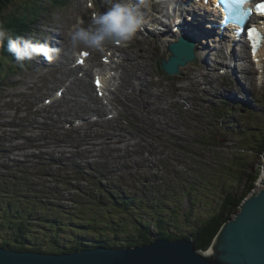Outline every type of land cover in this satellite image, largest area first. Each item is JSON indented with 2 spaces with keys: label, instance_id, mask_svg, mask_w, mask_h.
Instances as JSON below:
<instances>
[{
  "label": "rangeland",
  "instance_id": "obj_1",
  "mask_svg": "<svg viewBox=\"0 0 264 264\" xmlns=\"http://www.w3.org/2000/svg\"><path fill=\"white\" fill-rule=\"evenodd\" d=\"M66 1L64 6L50 5L48 10L41 11L39 32L32 28L30 34L22 33L24 38L34 42L48 40L52 47H61L59 57L51 63L42 57L44 64L33 60L31 65L27 61L28 66L8 69V76L0 85V135L7 137L5 145H9V139L12 143L10 152L0 154V163L4 165L1 173L10 175V169L5 167L7 163L12 164V158L22 162L21 175L27 170L31 172L29 177L45 200L33 206L36 211L30 216L35 218L36 231L42 230L39 215L48 213L43 208L61 206L79 214L82 205L78 199L82 192L74 185L106 196L105 192L97 193L99 179L104 184H120L136 199L135 209H128L127 213L120 207V210L111 208L109 218L103 215L104 225H108L107 220L115 219L113 224L120 225L126 232L133 231L134 215L154 220L161 204L167 206L161 214L170 224L173 220H170L169 208L174 209L178 221L186 225L194 223L196 218L197 221L205 219L222 206L228 191L235 188L232 192L235 194L245 187L256 170L259 176L255 186H258L264 173V83H256L255 74L251 73L256 71L252 62L245 59L246 62L239 63L235 74L234 71L227 73L226 62L219 75L209 64L217 62L214 58L223 60L225 52L209 47L208 52L212 50V53L208 62H201L198 56V61L190 62L182 67L179 75L171 77L162 68V58L168 59L170 52L160 42L161 36L151 30L121 46L120 64L126 65L123 71L128 85L125 90L122 88L124 96L122 92L113 97L111 112L107 106L96 104V96H100L94 84L95 75L92 76L96 62H105L103 57L110 56L108 48L91 50L87 72H74L71 68L74 56L69 60L65 57L67 29L90 24V11L97 8L88 6L90 0ZM27 2L32 3L31 0H14L5 7L2 17ZM99 2L105 11L109 0ZM54 39L58 45L52 44ZM115 69L120 75L122 69ZM80 72L84 74L79 75ZM210 80L213 83L209 86ZM71 82L75 83L69 91L61 87ZM135 83L137 88L130 89ZM204 85L207 87L201 88ZM234 93L236 99L232 100ZM111 134L119 136L110 146L106 141ZM57 157L63 161L53 160ZM39 162L47 164L46 167ZM86 163L84 171L91 177L82 175V181L78 180L77 166L83 165V168ZM37 169L45 172L35 176ZM240 169L245 174L238 181L236 172ZM117 189L113 191H120ZM162 197L167 199L165 203L161 202ZM169 228V231L175 230L172 226ZM151 230L158 231L157 226L152 225ZM90 235L101 237L94 232H86L84 237Z\"/></svg>",
  "mask_w": 264,
  "mask_h": 264
},
{
  "label": "trees",
  "instance_id": "obj_2",
  "mask_svg": "<svg viewBox=\"0 0 264 264\" xmlns=\"http://www.w3.org/2000/svg\"><path fill=\"white\" fill-rule=\"evenodd\" d=\"M13 1L14 0H0V23H3L14 34L20 36H22L23 32L30 34L33 30L37 29V22L42 10H48V6L50 5L60 4L64 6L66 3V0H31L32 3L27 2L19 4L18 7L20 9L2 17L5 7L8 5L10 6ZM32 15H35V18L31 19ZM33 24H35V26L32 27ZM25 64L26 61L23 63V66ZM16 66L19 65L14 62L12 55L7 52L5 41L4 48L0 47V85H2L3 81L8 76L6 70L13 69ZM17 69H20V67ZM14 84L16 86L18 82L16 81ZM5 139H7V137L0 135V154L11 151V140L9 139V145H5ZM62 159L63 158L57 157L53 160L62 161ZM10 161L13 166L7 163V167H5L6 169H10V175L1 173V168H4V165L0 163V247L44 253L54 251L71 252L72 250H82L84 248L98 246L120 248L145 244L152 241L155 237L176 239L183 237L182 233H189V235H192L198 249L207 250L224 223L231 219L238 211L243 199L255 188V183L259 176L256 170L255 173L250 175L251 177L247 181L248 184L240 191H235V194L232 193L235 188L228 191L222 206L205 219L197 221L198 219L196 218L195 222H199L198 224L194 222L186 225L183 222H179L176 218L175 210L171 208H169V215L170 220H173V224L168 223V219L161 214V211H165L167 206L161 204L158 208L159 212L154 215V220L143 219L140 215H134L133 231L131 232H126L120 225L113 224L116 222L115 219H111L113 221L107 220L106 222L108 225H104L103 215H105L104 218H109V210L111 208H119L118 210H120V207H124L127 213L128 209L133 210L136 204H138L136 203V199L129 196L120 184L114 183L109 185L111 184L110 182L104 184V182L99 179L96 188L97 193L105 192L106 196L98 195L99 193L96 195L93 192L83 189L80 185H74L76 186L74 187L76 190L82 192L79 194L80 196L78 199L82 205L79 208V214L75 211L62 209L61 206L50 210L43 208V210L48 213L45 214V212H43L39 215L38 222L42 225V230L36 231L38 226L35 225V218H30V216L36 211V208L33 207L34 205H38L36 203H45V200L41 196L42 191L35 182H32L34 180L29 177L31 175L29 170L25 171L26 173L24 176L21 175L22 172H24L23 167L20 165L22 162L14 158ZM39 165L46 167L47 164L44 165L39 162ZM87 165L86 163V166L83 168V165H78V180L82 181V175L89 176V178L91 177V174L88 175L84 171ZM242 170L243 169H240L236 172L238 181L244 178L243 175L245 173H243ZM34 172V175L38 176L45 171L37 169ZM84 180L87 181L88 178L86 177ZM232 183L235 186L238 185L235 184L236 181ZM117 188L120 189V191L115 193L113 189ZM27 191L29 193H26ZM43 193L46 194L44 190ZM160 200L162 203H165L167 199L162 197ZM138 201L139 199H137V202ZM87 213L89 215L88 217ZM100 223L102 225H100ZM152 225H156L158 231H152ZM171 226L175 230L169 231L168 229H170L169 227ZM184 228H186V230H184ZM179 231H181V233H179ZM41 232L42 235L39 236L38 233ZM86 232L89 234L94 232L97 236L101 235V237L94 238L90 235L85 238L84 234ZM29 233H34L35 235ZM121 236L123 237L121 238Z\"/></svg>",
  "mask_w": 264,
  "mask_h": 264
},
{
  "label": "water",
  "instance_id": "obj_3",
  "mask_svg": "<svg viewBox=\"0 0 264 264\" xmlns=\"http://www.w3.org/2000/svg\"><path fill=\"white\" fill-rule=\"evenodd\" d=\"M195 46L191 36L180 38L174 44L175 55L162 58V68L170 76L179 75L181 66L197 59ZM0 264H264V189L252 190L207 250L198 249L192 235L155 237L145 244L71 252L0 247Z\"/></svg>",
  "mask_w": 264,
  "mask_h": 264
},
{
  "label": "clouds",
  "instance_id": "obj_4",
  "mask_svg": "<svg viewBox=\"0 0 264 264\" xmlns=\"http://www.w3.org/2000/svg\"><path fill=\"white\" fill-rule=\"evenodd\" d=\"M148 0H109V6L103 12L94 13L87 26L77 24L66 33L69 48L79 50L102 51L107 43L124 44L130 41L145 23V10ZM14 58V62L23 66L25 61H33L43 56L50 63L58 58L61 47H52L48 40L26 39L14 34L0 23V47Z\"/></svg>",
  "mask_w": 264,
  "mask_h": 264
},
{
  "label": "bare ground",
  "instance_id": "obj_5",
  "mask_svg": "<svg viewBox=\"0 0 264 264\" xmlns=\"http://www.w3.org/2000/svg\"><path fill=\"white\" fill-rule=\"evenodd\" d=\"M153 4V3H155V1L154 0H150V4ZM58 5H60V4H58ZM94 8V7H93ZM92 8V9H93ZM205 9V8H204ZM96 10H94L93 12H95ZM205 11H207L206 9H205ZM162 12H163V15L162 16H156L155 14L153 15V21L155 22V25H157L156 26V29H158V31L159 32H161V40H162V42H163V44H164V46L168 49V51L170 52V54H169V57L170 56H173V55H175V52H174V44L176 43V41L174 40V39H170L169 37H167V35H168V26H166L165 25V21H167V18H168V15H167V13L164 11V8H162ZM190 19V18H189ZM189 19H186V17L184 18V23L185 24H189L190 26H191V28L192 27H195L196 29H199V27H200V25L201 26H203V27H206V29H209V27L208 26H206L205 24L206 23H204V22H201L200 20H198V19H196V20H194V19H191V20H189ZM38 23H39V21L37 22V29H38V32H39V27H38ZM184 23H181V25H183ZM177 26V25H176ZM165 28H167L164 32H163V30L165 29ZM68 32V29H67V31H66V33ZM58 33V32H57ZM66 33H65V37H64V39L66 40V42H67V48H68V51H67V53H65V57L69 60V59H71V55L72 56H74V61H72V64H71V68L74 70V72H76L77 70H80V71H86L87 70V66L90 64L89 63V60H90V58H87L86 59V61H85V63H84V65H77V64H75V58L77 57V59L79 58V53L81 54V51L79 52V51H77V52H75V54H74V52H72L71 51V49L69 48V45H68V41H67V38H66ZM156 34V33H155ZM173 34H174V32H173ZM40 40V39H39ZM241 40V39H240ZM240 40H237L236 41V45H238L241 41ZM240 41V42H239ZM42 42H44V40L42 41ZM136 42V41H135ZM161 42V41H160ZM228 40L227 39H224V40H222L221 41V43H220V45H222L224 48H225V46L228 44ZM138 43V42H137ZM52 44L53 45H58V42L56 41V39H54L53 40V42H52ZM123 47V46H122ZM171 47H172V50H171ZM209 47H210V45L208 46H206V45H204V43L201 45L200 44V48H201V50L200 51H198L197 53H196V55H200L201 57H202V59H203V62H208V49H209ZM121 48V47H120ZM120 48H118V47H116V46H112L111 47V49H109V51H110V56L108 57L110 60H112V59H114V58H116V56L118 55V57L119 58H122V53H121V50H120ZM227 50H229L228 48H226ZM125 50V49H124ZM219 51L222 53V52H224L223 50H222V47H221V49H219ZM235 51V52H234ZM130 54V53H129ZM128 55V54H127ZM229 56H230V53H229V51H228V53L226 54L225 53V58L227 57V59L228 60H230V61H228L226 64H227V68H226V70H227V73H228V71H234V74L237 72V69H238V64L239 63H244V62H246L245 61V59H247L248 58V56L246 55V53H245V55H241V54H239V53H237V51H236V48H234L233 49V51H232V53H231V56H232V58H233V61L231 60V59H229ZM42 57L43 56H40V57H38V58H36L35 60H36V62L39 64V63H45V62H43V61H41L42 60ZM247 57V58H246ZM38 59H40L39 61H37ZM76 59V60H77ZM215 59V58H214ZM259 64H257V68L255 67V65H254V63L252 62V64L254 65V67H255V70L257 69H259V68H261L260 67V65L263 67V70H264V45H263V47L261 48V51H260V54H259ZM247 61L248 62H250V60L249 59H247ZM250 62V63H251ZM110 64H111V62H109ZM96 64H97V67L96 68H94L92 71V76H96V75H98L99 76V78H101V79H103L104 81H105V83H104V86H102L99 90H100V94H101V96L100 97H97L96 96V99L98 100V102L96 103V104H102L104 107H106L108 110H110L111 112H113V110H114V103H113V97L115 96L116 97V95H117V93H122L123 92V90H125L126 89V85H128V78H127V76L125 75V73H124V71H123V68L126 66V65H122L121 66V69H122V71H121V74L119 75V77H118V75H116V74H114V76L111 74L112 73V70L108 67V65L106 64V63H104V62H102L101 61V63L100 62H96ZM189 64V63H188ZM228 64H229V66H228ZM30 65H31V61H30ZM121 65V64H120ZM119 65V66H120ZM187 65V64H186ZM185 65V66H186ZM210 65V67H211V64H209ZM59 66H61V67H63L64 66V64L63 63H59ZM74 66H76V67H74ZM111 66V65H110ZM185 66H181V69H182V67H185ZM111 67H113V66H111ZM120 68V67H119ZM113 69H114V67H113ZM125 69H126V67H125ZM217 69L218 70H220V68L219 67H217ZM262 69V68H261ZM115 70H117V69H115ZM223 70H220V72H222ZM87 72V71H86ZM233 73V72H232ZM241 73H244V72H241ZM252 74L254 73L255 74V76H254V78H255V80H256V83L258 82V83H264V74H261L260 75V70L259 71H255V72H253V70H252V72H251ZM119 78H120V80H119ZM74 79H75V81L77 80V77L75 76L74 77ZM17 81V78H16V80H14V82H16ZM237 81L239 82V83H241L242 81L240 80V79H237ZM18 82V81H17ZM75 82H71V84L70 85H67V84H64L63 86H61L62 88H65L67 91H69V89H71L72 87H73V84H74ZM124 84H125V86H124ZM140 85H141V83H139ZM122 88H123V90H122ZM137 88V84L135 83V84H132L131 85V87H130V89H136ZM94 92H95V89H94ZM128 94L130 93V92H127ZM235 94V93H234ZM26 95H28V94H26ZM125 94H124V92H123V94H122V96H124ZM129 98H130V96H128ZM128 98V99H129ZM131 99V98H130ZM230 99H232V100H235L236 99V94L235 95H233ZM55 100V99H54ZM54 100L53 101H50V103H52V102H54ZM101 101V102H100ZM128 102V101H127ZM132 102H133V99H132ZM134 103V102H133ZM31 104H33V102L31 103ZM125 108H131V105H128L127 103H121ZM245 104H248V103H246L245 102ZM115 116H117V115H114L113 117H115ZM123 130H125V129H123ZM119 135H117V134H115V135H112L111 134V137H109L108 138V140L106 141V143L108 144V145H110L111 146V144H113L114 143V141H115V138L116 137H118ZM35 143V142H34ZM62 161H63V159H62ZM16 164V163H15ZM262 189H264V174H262V177L260 176V178H259V183H258V186L256 187V190H257V192H259V191H261Z\"/></svg>",
  "mask_w": 264,
  "mask_h": 264
},
{
  "label": "snow or ice",
  "instance_id": "obj_6",
  "mask_svg": "<svg viewBox=\"0 0 264 264\" xmlns=\"http://www.w3.org/2000/svg\"><path fill=\"white\" fill-rule=\"evenodd\" d=\"M258 11L264 15V4H260L257 6ZM249 36L255 41L254 47L259 45V34L256 32L255 29L249 31ZM97 86H99V81H97Z\"/></svg>",
  "mask_w": 264,
  "mask_h": 264
}]
</instances>
